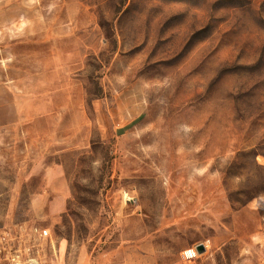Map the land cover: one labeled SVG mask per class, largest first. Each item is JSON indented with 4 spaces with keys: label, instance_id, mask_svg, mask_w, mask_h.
<instances>
[{
    "label": "rangeland",
    "instance_id": "1",
    "mask_svg": "<svg viewBox=\"0 0 264 264\" xmlns=\"http://www.w3.org/2000/svg\"><path fill=\"white\" fill-rule=\"evenodd\" d=\"M0 224L60 264L264 262V0H0Z\"/></svg>",
    "mask_w": 264,
    "mask_h": 264
},
{
    "label": "built area",
    "instance_id": "2",
    "mask_svg": "<svg viewBox=\"0 0 264 264\" xmlns=\"http://www.w3.org/2000/svg\"><path fill=\"white\" fill-rule=\"evenodd\" d=\"M46 245L52 249L49 260L41 251ZM195 247L185 249L182 257L187 261L197 258L200 254ZM57 257L49 229L33 224H0V264H58Z\"/></svg>",
    "mask_w": 264,
    "mask_h": 264
},
{
    "label": "water",
    "instance_id": "3",
    "mask_svg": "<svg viewBox=\"0 0 264 264\" xmlns=\"http://www.w3.org/2000/svg\"><path fill=\"white\" fill-rule=\"evenodd\" d=\"M195 248L199 254H202L205 251V247L203 244H197Z\"/></svg>",
    "mask_w": 264,
    "mask_h": 264
},
{
    "label": "crops",
    "instance_id": "4",
    "mask_svg": "<svg viewBox=\"0 0 264 264\" xmlns=\"http://www.w3.org/2000/svg\"><path fill=\"white\" fill-rule=\"evenodd\" d=\"M49 232H50V231H49ZM50 234H51V233H50ZM51 237H52V236H51ZM57 263L60 264V263H59V260H58V257H57ZM261 264H264V262H262Z\"/></svg>",
    "mask_w": 264,
    "mask_h": 264
}]
</instances>
